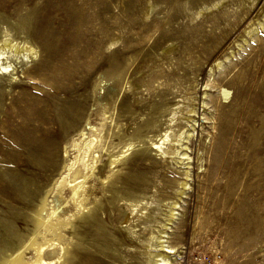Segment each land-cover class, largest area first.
Wrapping results in <instances>:
<instances>
[{
  "label": "rangeland",
  "instance_id": "rangeland-1",
  "mask_svg": "<svg viewBox=\"0 0 264 264\" xmlns=\"http://www.w3.org/2000/svg\"><path fill=\"white\" fill-rule=\"evenodd\" d=\"M263 13L264 0H0V64L10 65L8 72H0V214L11 215L9 206L20 208L13 187L24 186L22 176L36 177L43 186L55 173L52 168L45 173L40 166L24 164L20 157L32 151V142L49 138L57 143L53 156L61 155L66 135L55 123L58 111L91 114L95 124L99 98L93 92L100 73L108 69L112 58L124 63L128 54L139 52L132 72H138L143 100H149L146 90L154 77L164 76L173 84L185 66L199 72L201 83L198 123L191 139L183 140L190 155L186 164L191 171L190 188L180 200L181 209L176 208L184 211L185 219L181 235L172 239L178 250L171 262L191 264L201 255L210 256L214 264H264ZM251 27L258 29L248 34L246 29ZM23 42L38 53L20 51ZM217 59L227 67L237 63L241 71L236 72L235 83L225 82L231 92L220 109L212 99L218 97L217 88L205 87L210 65ZM203 91L208 92L206 97ZM146 100L144 108L133 107L140 121L147 117ZM124 118L126 128L130 122L128 116ZM185 118L177 116L171 125L179 126L173 125L168 133L163 130L166 124L162 131H154L158 135L149 133L153 138H147L148 144L155 139L162 142L169 134L174 138L169 144L176 146L182 130L191 128ZM51 127L58 134L47 137L45 129ZM167 145L168 140L163 147ZM150 148L143 155H129L122 165L129 167L126 177L140 206L121 200L112 207L105 200L104 228L115 237L108 241L109 247L101 235L89 231L91 256L83 264H146L144 242L162 220L165 200L175 196L179 180L186 178L176 153L167 157ZM108 165V156L102 155L103 176ZM98 186V181L89 182L91 196ZM42 191L34 186L29 201L38 200ZM2 198L11 202L4 203ZM120 205L121 217L116 210ZM16 226L25 231V220L19 216Z\"/></svg>",
  "mask_w": 264,
  "mask_h": 264
},
{
  "label": "bare ground",
  "instance_id": "bare-ground-1",
  "mask_svg": "<svg viewBox=\"0 0 264 264\" xmlns=\"http://www.w3.org/2000/svg\"><path fill=\"white\" fill-rule=\"evenodd\" d=\"M260 24L264 25L263 22H260ZM257 29V27L254 29L251 27L246 30L248 34H252V31ZM246 40L247 38H245ZM22 49L30 51L33 55L38 53L36 48L27 42H23L20 51ZM138 55L139 52L128 54L125 57L124 63H121L118 58L114 57L107 66L108 69L100 73L93 92L99 98V107L96 110L98 118H95V124L92 122L91 114L81 116L74 111H58L55 123H59L63 134L66 135L61 155L57 154L53 156V147L57 143L49 138L40 143L32 142V151L25 152L27 157H20V161L23 163L40 166L41 170L45 173L52 168L55 173L51 174L52 176L49 177V181L43 186L38 183L36 177L30 179L22 175L24 186H21V188L15 186V184L14 187L12 186L15 193L14 201L19 204L20 208L9 206L11 215L0 214V264H83L89 259V255L91 256L89 254L91 245L86 239V234L89 231L101 235L104 239V244L109 246L108 241L110 242V239L114 238L115 234L112 232L110 234L106 233L108 231L106 229L107 226L104 228L102 211L105 207V200L108 199L107 202L112 204V207L121 200H127L131 205L136 204L138 195L131 185L129 187L130 178L126 177L129 173L125 170L129 167L125 168L122 165L126 164L129 155L135 153H142L143 155L150 147L152 150L156 149L160 155H167V157L170 154L176 153L178 157L177 163H179V167H181L182 172L186 176L184 180H179L175 196L165 200L164 205L166 208L164 216L162 220H158L159 225L156 226V231L149 233L147 242H144L143 239L141 240L147 247L145 248L146 254L144 253L146 255V264H173L171 259H176L174 254H176L178 248L176 241L174 242L172 239L174 236L178 239L179 235H181V228L185 219L184 211L180 213L176 211V208L181 209L180 200L188 193V189L190 188L188 179L191 171L186 169L190 155L186 151L188 145L183 140L191 139L198 123V118L195 115L198 112L197 100L201 83L198 78L199 72H193V70L191 72L189 70L190 66H185L182 69V72L173 84L167 83L164 76L160 80L154 77L151 88L146 90L150 92L148 94L149 100L147 99L149 101L148 107L146 106L147 117L141 118L143 120L140 121L139 116L137 114V117L134 115L136 110L134 111L133 107H143L147 102H145L146 99H142L144 92L138 85V72H132L135 69L134 60ZM221 59L215 60L210 65L205 82V87L217 88V92H219L218 97L212 98L216 101V108L222 107L224 104L223 98L226 99L229 96V92H231L228 87H225V82L231 81L235 83L236 72L240 71L237 68V63H233L227 67L224 66L225 63ZM195 63L204 64V61H195ZM164 64L166 65V62ZM9 66V64L5 65L1 62L0 72H8ZM217 70L219 72L218 76H216ZM141 83H143L142 80ZM113 87L116 88V91H112ZM139 94L140 96L136 98L135 96ZM203 94L206 97L208 92L203 91ZM205 102L206 100L203 99V106L206 104ZM243 103L244 101L241 104ZM126 116H128V122L130 123L126 128H123V125H125L123 121ZM177 116L181 119L186 116L184 120L188 121V125L192 129L183 128V134L176 146L174 142L169 144V141L172 142L174 140V138L170 139L169 134H165V137L163 136L164 140L162 142H155V139L151 145L148 144L147 138L149 140L153 138L151 135L149 136V133L153 132L157 134L154 131H162L161 127L164 124L167 126L163 127L165 132L172 129L176 123L171 124ZM176 126H179V124H176ZM45 133L47 137H51L57 135L58 130L51 127L45 129ZM160 134L162 133L160 132ZM167 140L168 145L163 147ZM18 147L21 148L23 146L19 144ZM105 154L109 158V168L103 176L102 173L100 174L99 165L102 155ZM146 154L148 155V153ZM147 158L150 157L147 156ZM92 180L98 181L99 185L98 190L94 191L93 196H91L88 190V184ZM120 183L122 185L127 183L128 185L122 187ZM156 184L158 185V182ZM34 186L43 189L39 193V199L34 200L35 202L29 201L31 194L34 193L32 192ZM2 192L5 193L3 190ZM2 199L4 203L11 202L8 199L7 201L4 198ZM116 210L119 214L118 216L121 217L123 213L122 206L116 207ZM19 216L26 222L25 231L16 226ZM152 220L154 221V219ZM201 223L203 224V222ZM128 226L130 228L131 225ZM202 227L201 225L200 229ZM166 229H170L171 232H168ZM98 245L102 244L98 243Z\"/></svg>",
  "mask_w": 264,
  "mask_h": 264
},
{
  "label": "built area",
  "instance_id": "built-area-1",
  "mask_svg": "<svg viewBox=\"0 0 264 264\" xmlns=\"http://www.w3.org/2000/svg\"><path fill=\"white\" fill-rule=\"evenodd\" d=\"M191 264H214L210 256H197Z\"/></svg>",
  "mask_w": 264,
  "mask_h": 264
}]
</instances>
